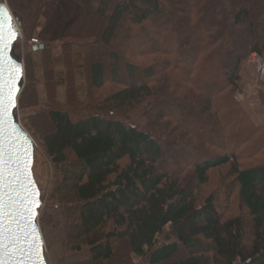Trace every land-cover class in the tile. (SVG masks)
Instances as JSON below:
<instances>
[{"label": "trees", "instance_id": "obj_1", "mask_svg": "<svg viewBox=\"0 0 264 264\" xmlns=\"http://www.w3.org/2000/svg\"><path fill=\"white\" fill-rule=\"evenodd\" d=\"M7 2L27 48L19 109L39 103L43 58L51 106L32 116L40 137L24 126L57 174L40 213L55 264H264V122L235 95L264 55V0ZM57 49L73 111L56 105ZM75 54L91 95L81 112ZM170 155L176 172L162 167Z\"/></svg>", "mask_w": 264, "mask_h": 264}, {"label": "water", "instance_id": "obj_2", "mask_svg": "<svg viewBox=\"0 0 264 264\" xmlns=\"http://www.w3.org/2000/svg\"><path fill=\"white\" fill-rule=\"evenodd\" d=\"M20 27L7 0H0V264H40L35 249L41 242L44 264H49L40 225L42 194L34 176L37 145L15 115L25 80L24 61L13 54L21 38ZM39 49L34 46V51ZM10 91L14 92V107H9ZM35 190L39 192V206L35 208L34 223H29L26 209L31 205L27 194Z\"/></svg>", "mask_w": 264, "mask_h": 264}, {"label": "rangeland", "instance_id": "obj_3", "mask_svg": "<svg viewBox=\"0 0 264 264\" xmlns=\"http://www.w3.org/2000/svg\"><path fill=\"white\" fill-rule=\"evenodd\" d=\"M253 14V12H252ZM253 16V15H252ZM22 35V34H21ZM35 40H39L38 38H35L32 40V43L34 44ZM41 44V41H39ZM56 46H60L59 43L56 44ZM165 46V45H164ZM27 48H25L24 45V38L21 36V38L17 41L13 54L16 57V59L23 58L26 54ZM107 51V50H104ZM108 52V51H107ZM110 53V51L108 52ZM100 57V56H97ZM264 57V55H263ZM83 55L82 54H75L74 55V67H75V80H76V88H77V98L75 99V102L78 107V112L82 111V108H86V104H88V100L90 99L89 95V87L87 84V78L85 73V65L83 61ZM35 63L37 65V91L39 95V103L35 105V103L32 101L30 103V107L25 109H19L17 110L16 117L19 119L23 127L25 128V124H28L32 127V129L38 134L37 131V121H34L32 116L37 114H40L42 112H46L48 108L51 106L48 100L47 96V88L45 84V79L43 75V58L42 55L36 54L34 56ZM55 70H56V81L58 84V97L56 105L61 109H70L72 110L73 107L70 106L69 100H67V83H66V70L65 65L63 62L62 54L57 49L55 50ZM253 59L251 57L250 62L246 65L245 74L243 81L240 83V89L236 92V100L240 101L245 108L249 111L250 115L254 120L259 122H264V99L262 100V94L264 93V58L261 59L260 63H253ZM213 72L212 69L207 70V74H205V78L201 81V88H206V79L210 76V74ZM25 84V80L23 82ZM115 89L114 84H108L106 85L102 90L98 92L97 96H105L110 94ZM92 93V92H91ZM93 94V93H92ZM211 93H208V96H210ZM94 96V95H93ZM92 98V97H91ZM263 101V102H262ZM74 102V103H75ZM263 103V104H262ZM73 111V110H72ZM181 118V117H180ZM39 124V123H38ZM237 126V122L234 118L228 119L225 123V130H235ZM26 129V128H25ZM40 137V136H39ZM34 139V138H33ZM35 141V140H34ZM37 147H36V155H35V165H34V176L37 181V184L41 190L42 194V202L43 206L40 211V213L46 208L48 199L53 191L54 184L57 180V174L54 166L52 165L51 161L49 160L48 156L46 155L45 151L41 148L40 145L37 144L35 141ZM232 144H228V150L231 151ZM177 158L170 155L168 159L163 163V169H168V171L176 172L178 170L177 168ZM171 168V169H170ZM181 169V167L179 168ZM189 172H185L182 174V177L189 176ZM217 178V175L212 179L215 183V179ZM212 181V183H213ZM210 188V187H208ZM44 198V201H43ZM232 213L234 216H239L242 214V208L240 204V199L238 198L237 193L232 197ZM243 215V214H242ZM53 239L56 242L58 232L56 233L54 230L50 229ZM55 232V233H54ZM55 234V235H53ZM166 239L162 238L161 242L165 243ZM47 247V246H46ZM56 250L59 251V247H56ZM47 261L49 264H55V261H53L50 251L47 249L46 252ZM58 258H60V255H58ZM57 260V257H56ZM77 260V259H76ZM80 261L81 259L78 258ZM131 262L132 264H147L145 260H141L137 257H134L131 255Z\"/></svg>", "mask_w": 264, "mask_h": 264}, {"label": "snow or ice", "instance_id": "obj_4", "mask_svg": "<svg viewBox=\"0 0 264 264\" xmlns=\"http://www.w3.org/2000/svg\"><path fill=\"white\" fill-rule=\"evenodd\" d=\"M7 49V46H5V51ZM19 69H17V72L19 73ZM8 102H9V107H14L15 106V96L14 92L9 93L8 95ZM24 168L26 171H29V165L25 163ZM30 184H34V181H29ZM28 204L31 205V207H28L26 210L30 214L29 216V223H34V218L36 215L35 208L39 206V201L37 197L39 196L38 190H35L34 192H29L28 194ZM38 238V234H37ZM35 254L37 258L40 260V264H44L43 257H42V242L38 244L37 248L35 249Z\"/></svg>", "mask_w": 264, "mask_h": 264}, {"label": "built area", "instance_id": "obj_5", "mask_svg": "<svg viewBox=\"0 0 264 264\" xmlns=\"http://www.w3.org/2000/svg\"><path fill=\"white\" fill-rule=\"evenodd\" d=\"M34 44H39V40H35V41H34ZM262 58H264V57H263V56H259V55L255 54V55H253V56H252V59H253V61H252V62H253V63H257V62H258V63H260V64H261V62H260V61H261V59H262Z\"/></svg>", "mask_w": 264, "mask_h": 264}]
</instances>
